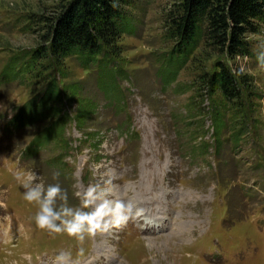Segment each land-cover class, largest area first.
<instances>
[{
    "label": "rangeland",
    "instance_id": "374dc122",
    "mask_svg": "<svg viewBox=\"0 0 264 264\" xmlns=\"http://www.w3.org/2000/svg\"><path fill=\"white\" fill-rule=\"evenodd\" d=\"M68 1L0 0V264H55L61 253L65 264H264V24L248 37L250 56L202 43L170 83L176 41L166 18L176 0H133L134 34L123 36L110 74L76 57L27 64L40 20ZM218 62L250 79L246 113L207 88L203 75ZM11 65L18 74L2 79ZM51 81L60 96L48 105L69 121L36 151L58 116L26 124L22 112L46 99ZM105 181L144 215L82 244L38 229V206L23 198L25 183H59L78 207L76 192Z\"/></svg>",
    "mask_w": 264,
    "mask_h": 264
},
{
    "label": "trees",
    "instance_id": "16d2710c",
    "mask_svg": "<svg viewBox=\"0 0 264 264\" xmlns=\"http://www.w3.org/2000/svg\"><path fill=\"white\" fill-rule=\"evenodd\" d=\"M130 6H133V0H70L63 3L52 11L50 17L40 20L45 23L41 44L30 53L31 61L27 64L35 65L41 59L61 63L76 57L83 68L97 66L102 76L110 74L108 68L121 55L123 36L134 34V20L128 11ZM173 8L166 18L168 37L176 41L175 54L167 59L173 71L170 83L175 81L179 70L202 43L206 47L221 50L230 58L250 56L251 43L248 37L257 34L264 24V0H176ZM10 67L12 71H7L2 79L11 80L18 74L15 66ZM203 76L210 92H219L225 108L232 106L240 115L246 113L243 106L250 83L247 76L235 74L224 62H218L213 71ZM110 80H114L113 75H109ZM46 92L44 101L43 97H38L30 101L22 112V121H26V124L58 116L54 123L56 129L45 130L43 140L37 139L32 145L36 151L50 138L59 137L58 132L61 138L69 121L67 114L62 115L61 107L59 109L48 105L52 100L50 97L55 100L60 96L57 83L51 81ZM217 114L220 115L218 111L216 147L219 152L223 149L220 137L223 124Z\"/></svg>",
    "mask_w": 264,
    "mask_h": 264
},
{
    "label": "clouds",
    "instance_id": "9594fccd",
    "mask_svg": "<svg viewBox=\"0 0 264 264\" xmlns=\"http://www.w3.org/2000/svg\"><path fill=\"white\" fill-rule=\"evenodd\" d=\"M257 60L264 65V52L258 55ZM58 175L54 174V178ZM16 178L20 180L21 174L18 173ZM37 179L34 174L31 175L32 181ZM110 184L111 181L91 184L76 192L78 207L69 206L67 192L59 183L49 184L47 187L42 183H25L23 198L29 204L38 206L34 216L38 229L47 231L50 235L66 234L82 244L88 237L119 229L129 220L144 215V210L131 201L112 198ZM66 259V255L61 253L56 257L55 264H65Z\"/></svg>",
    "mask_w": 264,
    "mask_h": 264
}]
</instances>
